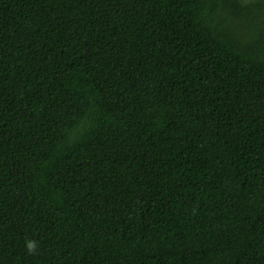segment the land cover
Here are the masks:
<instances>
[{
    "label": "trees",
    "instance_id": "1",
    "mask_svg": "<svg viewBox=\"0 0 264 264\" xmlns=\"http://www.w3.org/2000/svg\"><path fill=\"white\" fill-rule=\"evenodd\" d=\"M0 264H264V0H0Z\"/></svg>",
    "mask_w": 264,
    "mask_h": 264
},
{
    "label": "clouds",
    "instance_id": "2",
    "mask_svg": "<svg viewBox=\"0 0 264 264\" xmlns=\"http://www.w3.org/2000/svg\"><path fill=\"white\" fill-rule=\"evenodd\" d=\"M25 250L29 255H36L38 250V243L35 240H27Z\"/></svg>",
    "mask_w": 264,
    "mask_h": 264
}]
</instances>
